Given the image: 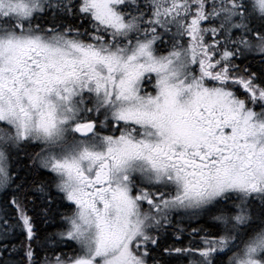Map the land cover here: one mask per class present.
Instances as JSON below:
<instances>
[{"label":"snow or ice","instance_id":"6c2138e0","mask_svg":"<svg viewBox=\"0 0 264 264\" xmlns=\"http://www.w3.org/2000/svg\"><path fill=\"white\" fill-rule=\"evenodd\" d=\"M0 264H264V0H0Z\"/></svg>","mask_w":264,"mask_h":264},{"label":"flooded vegetation","instance_id":"af4514ba","mask_svg":"<svg viewBox=\"0 0 264 264\" xmlns=\"http://www.w3.org/2000/svg\"><path fill=\"white\" fill-rule=\"evenodd\" d=\"M193 226H195V225H193ZM185 227H187V225H185ZM172 242H173L172 239H171V241L170 240L167 241V243H172Z\"/></svg>","mask_w":264,"mask_h":264},{"label":"trees","instance_id":"16d2710c","mask_svg":"<svg viewBox=\"0 0 264 264\" xmlns=\"http://www.w3.org/2000/svg\"><path fill=\"white\" fill-rule=\"evenodd\" d=\"M43 227H44V225H41V228L43 229ZM168 240H170L171 241V238H169Z\"/></svg>","mask_w":264,"mask_h":264}]
</instances>
